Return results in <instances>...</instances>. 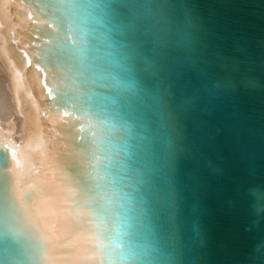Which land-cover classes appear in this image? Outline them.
I'll return each mask as SVG.
<instances>
[{"label": "water", "instance_id": "obj_1", "mask_svg": "<svg viewBox=\"0 0 264 264\" xmlns=\"http://www.w3.org/2000/svg\"><path fill=\"white\" fill-rule=\"evenodd\" d=\"M30 2L48 22L37 25L31 38L37 60L56 80L52 103L56 100L81 121L77 144L90 149L82 169L96 164L91 152L99 158L97 171L87 173L95 178L91 186L103 212L85 210L87 218L66 226L71 233L61 232L63 243L57 240L47 258L39 259L35 245L43 222L19 211L32 202L20 193L16 172L8 171L16 166L0 139L7 166L0 171L14 182L11 189L7 183L0 187V264H50V258L72 254L79 242L90 251L85 264H96L98 242L70 238L81 225L88 236L118 227L121 238L136 245L103 264H264V0ZM106 3L119 7L126 20L138 17L137 31L112 37L138 53L133 65L144 88L139 94L103 88L87 54L69 53L75 37L65 38L56 27L64 10L77 11L80 22L96 27L99 7ZM186 10L197 22L191 46L178 39ZM96 48V56L111 64V49L102 42ZM146 60L164 70V84L151 75ZM112 70L123 71L114 65ZM165 89L167 107L160 102ZM185 101L176 113L174 106ZM166 111L177 116L185 145L175 205L169 203L164 168L170 134ZM122 117L129 121L130 135L121 128ZM88 175L82 171L84 179Z\"/></svg>", "mask_w": 264, "mask_h": 264}, {"label": "bare ground", "instance_id": "obj_2", "mask_svg": "<svg viewBox=\"0 0 264 264\" xmlns=\"http://www.w3.org/2000/svg\"><path fill=\"white\" fill-rule=\"evenodd\" d=\"M31 5L30 0H0V139L11 153H17L19 165L15 164V172L20 193L30 195L33 189L28 185L41 182L44 194L34 196L37 203L33 205L31 201L29 205L37 211L41 207L39 200L43 199L47 202L44 210L51 213L44 219L55 222L59 209L70 210L73 201L79 199L75 181L82 177L80 170L87 164L86 148L77 144L79 117L56 100L52 103L56 80L37 60L31 38L38 26L48 22ZM28 12L32 13V20L27 18ZM65 112L71 115H64ZM55 226L60 228L59 223ZM73 232L70 238L74 242L84 240L80 237L89 233L82 230V225ZM60 234L58 231L57 236ZM87 248L79 242L66 258L48 260L50 264H85V256H90Z\"/></svg>", "mask_w": 264, "mask_h": 264}, {"label": "snow or ice", "instance_id": "obj_3", "mask_svg": "<svg viewBox=\"0 0 264 264\" xmlns=\"http://www.w3.org/2000/svg\"><path fill=\"white\" fill-rule=\"evenodd\" d=\"M62 8L64 9V7ZM77 17L78 13L75 10L72 11L71 15L65 10L63 13L57 14L56 27L61 30L65 38H67L69 34L75 37V40L73 41L74 47L69 48V53L73 55L77 52L87 54L94 75L99 77V82L106 90H120L122 92H131L133 94H139L144 91L142 82L136 76L135 67L133 65V59L138 53L135 49L126 50L124 46L118 45V42L112 37L113 32L125 33L137 31L138 17H132L126 20L124 14L114 3H106L103 7H99L97 18L94 20L96 27L86 26L80 22ZM27 18L29 20L33 19L31 12H28ZM161 19L167 23H173L168 17L161 16ZM181 22L184 24L185 30L178 36V39L186 46H191L194 43L193 36L194 30L197 27V22L192 13L188 10L183 13ZM49 26L51 27V25ZM12 42L15 43L16 41L13 40ZM98 42H102L108 49H111V52L107 53V55L112 57L111 64L96 56V51H98L96 45ZM25 55L27 54L25 53ZM28 63L31 64V61H28ZM145 63L149 64L151 67V75L159 80L161 84H164L167 79L164 70L157 63L150 60H146ZM113 65L119 67L123 71H113ZM13 66L15 67V63ZM17 75H20L19 69H17ZM168 99L169 96L167 89H165L160 97V102L167 107ZM186 105L187 101L176 104L174 106L175 112L178 113L182 111ZM64 115L71 114L65 112ZM163 119L166 122V126L170 128V134L165 141L164 160V168L167 174L166 182L168 185V197L170 205H175L181 197L179 173L181 157L184 153L185 145L183 143V137L180 135V125L174 112L166 111ZM121 128L126 135L131 134L129 121L124 117H122ZM97 134L99 135V133ZM89 151L90 149L86 150L85 159L89 158ZM16 155V151H13L12 160L16 165H19ZM91 160H95L96 164L89 162L87 169L97 171L99 158L96 152H91ZM127 166L130 169L135 170L131 167L130 161L127 162ZM6 167L4 156L0 154V169H5ZM87 169H81L80 171H83L85 175H88ZM8 171H15V169L9 168ZM94 179L95 178L88 175L87 179L81 177L75 181L76 188L79 189V192L77 193L79 199L73 201L70 210L67 208L59 209L56 213L55 222L44 219L51 213L44 210L43 205L47 202L43 199L39 200V205L41 207H39L37 211H33V205L37 203V201L33 200V197L42 196L44 194L41 188V182L28 185L33 191L27 196V199L32 201L33 205L22 206L19 208V211L29 218L39 214L40 219H44V225L39 227V243L35 245V253L39 259L44 260L47 258V253L54 242L59 240L61 244L63 243V239L60 236H57L58 231H65L66 226L70 223H76L81 217L87 218L85 210H91L97 215L103 212V209L99 206V198L95 196V188L91 186ZM140 181L142 183H147V180H145L144 177H140ZM5 183L8 184L10 189L14 184L10 178L5 176L4 172L0 171V187L3 188ZM136 187L139 190L140 185L137 184ZM69 192L71 193L72 190H69ZM141 199L143 198L141 197ZM11 202L14 206L16 205V200L14 198H12ZM62 213H67V215L62 216ZM35 223L39 226L40 220H36ZM56 223H59V229L56 228ZM73 231H78V229L74 228ZM80 238L98 242V246L94 249L98 255L93 257L96 264H103L106 258H115L116 256L123 257L131 252L136 246L133 244L132 239L121 238L118 227L112 228L110 226L107 229H97L93 231L92 235L81 236Z\"/></svg>", "mask_w": 264, "mask_h": 264}]
</instances>
